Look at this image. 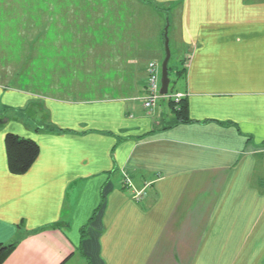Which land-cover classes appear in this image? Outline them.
<instances>
[{
    "label": "crops",
    "instance_id": "1",
    "mask_svg": "<svg viewBox=\"0 0 264 264\" xmlns=\"http://www.w3.org/2000/svg\"><path fill=\"white\" fill-rule=\"evenodd\" d=\"M97 1L60 79L52 55L48 91L36 72L17 88L0 78V245L18 242L2 264H264V0H149L165 12L147 33L115 31L125 5ZM50 6L52 24L80 16L70 0ZM167 22L175 79L148 110ZM1 35L10 55L15 40L25 50L21 27ZM85 86L92 97L75 94ZM7 134L39 148L22 175Z\"/></svg>",
    "mask_w": 264,
    "mask_h": 264
},
{
    "label": "rangeland",
    "instance_id": "2",
    "mask_svg": "<svg viewBox=\"0 0 264 264\" xmlns=\"http://www.w3.org/2000/svg\"><path fill=\"white\" fill-rule=\"evenodd\" d=\"M53 1H61V0H0V63L3 61H9L12 60V63L14 62V65L12 66L13 70L10 72H0V78L3 83L6 84V82L11 86V88H17V84L19 82V76L26 75L28 78L31 76V74L36 72L37 75H41L40 79L42 81L41 85H43L44 91H48L50 89V82H51V60L52 55L55 54V57L57 56V53H59L58 62H54L55 66L58 68V71H54L53 74L58 75L59 79L62 74L66 73V60L67 58L70 59L72 56H68L65 52L67 49H70L68 52L71 53V49L77 52V50H80L82 52V49H84V41L82 39L78 40H70L69 37H72L75 34H83L90 30V32L93 31V29H88L89 22L86 21L89 20L85 18L86 20L82 21L79 19H83L82 15L85 14H92L98 9L97 0H82L87 1V3H90V7L85 8V6H80L79 0H70L71 2H74L77 6L76 10L78 13H80V16L77 17V21L73 19L72 21H75L76 24H79V27H76L80 30H77L76 28H73L74 23L67 24L66 22L56 25L55 23L52 24V12H51V4ZM65 1V0H64ZM102 3L103 1H119L123 2L120 3L121 6L120 10L121 13L124 15H128L127 17L123 18L121 23L119 22H111L109 23V26H113L115 28V31H120L123 33L128 32L131 30V26L136 25V30L144 33L148 31V26L152 25V18L156 16H161V13L158 12L154 7V9L151 7V4L149 0H100ZM4 2V3H3ZM26 2V5H25ZM21 4L23 7H20L18 9V5ZM119 4V5H120ZM54 11H58L57 9H53ZM64 11L66 8L63 9ZM114 14L116 11H120L119 9H115ZM167 12V11H166ZM134 14V15H132ZM137 15V16H136ZM135 16L137 18H135ZM139 16V17H138ZM122 19V18H121ZM135 19V20H134ZM156 19V18H155ZM133 22V23H132ZM132 23V24H131ZM91 25V24H89ZM169 25V22H168ZM21 27V32L26 31L27 36V42L24 48H21L20 53H18V40H15L17 44H14V49L10 52L8 50H4L3 44L9 43L11 46L14 43V40L11 39L9 41L3 40L1 32H19V28ZM112 27V29H114ZM24 29V31H23ZM72 29H75L73 32ZM85 30V31H82ZM89 32V33H90ZM41 35V38H40ZM54 44V47L56 49L55 52H52V45ZM74 44V47H73ZM88 45V43H87ZM84 47V48H83ZM25 51V52H24ZM172 51V50H171ZM5 52V53H4ZM65 52V53H64ZM173 52V51H172ZM62 53V55H61ZM4 54V55H3ZM152 62V61H151ZM154 62V61H153ZM170 65L173 64V59L169 63ZM55 67V68H56ZM75 72H71V74H74ZM67 77V75H65ZM65 77V78H66ZM170 77L173 80L174 74L170 73ZM173 87V85L171 86ZM48 88V89H47ZM72 89L71 87H69ZM68 88V89H69ZM75 90L77 89L78 92H75V94L83 95L84 91H87L84 93L83 96L90 98L93 96L94 93L88 92L87 86L85 87H75ZM71 91V90H70ZM173 97V96H172ZM172 103H174L172 101ZM178 105V104H175Z\"/></svg>",
    "mask_w": 264,
    "mask_h": 264
},
{
    "label": "trees",
    "instance_id": "3",
    "mask_svg": "<svg viewBox=\"0 0 264 264\" xmlns=\"http://www.w3.org/2000/svg\"><path fill=\"white\" fill-rule=\"evenodd\" d=\"M155 9L161 13L165 12V10H162L158 6ZM76 27H79V24H76L75 22L73 28ZM76 29L80 30L78 28ZM72 30L73 32L76 31L75 29ZM169 72L170 69L168 64V76L170 74ZM184 109H185L184 105L181 106L179 110L178 107L177 109L173 107V111L179 120L184 119L182 114ZM4 145L6 151L8 170L13 175H22L26 173L30 169L32 164L35 162V160L38 158L39 148L32 140L19 138L13 134H7L5 136ZM17 243L18 242L15 241L7 245H0V264H2L8 258V256L13 252V250L17 246Z\"/></svg>",
    "mask_w": 264,
    "mask_h": 264
},
{
    "label": "built area",
    "instance_id": "4",
    "mask_svg": "<svg viewBox=\"0 0 264 264\" xmlns=\"http://www.w3.org/2000/svg\"><path fill=\"white\" fill-rule=\"evenodd\" d=\"M146 96L143 99V106L151 110L156 102L161 99V94L159 92V66L155 62H149L146 68ZM181 99V95L177 94L171 97L174 104H178ZM125 186L130 188V183L125 180ZM139 193L134 194L135 198H138Z\"/></svg>",
    "mask_w": 264,
    "mask_h": 264
},
{
    "label": "water",
    "instance_id": "5",
    "mask_svg": "<svg viewBox=\"0 0 264 264\" xmlns=\"http://www.w3.org/2000/svg\"><path fill=\"white\" fill-rule=\"evenodd\" d=\"M167 26L166 25L164 29V52H165V57L161 63V78H160V94L165 96L168 92L169 84H170V79L168 76V63L170 59V50L168 46V37H167Z\"/></svg>",
    "mask_w": 264,
    "mask_h": 264
}]
</instances>
